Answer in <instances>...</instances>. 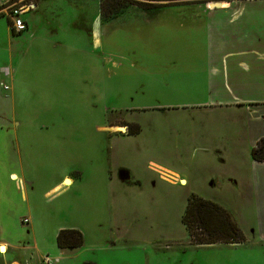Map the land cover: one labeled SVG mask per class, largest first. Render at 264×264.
<instances>
[{
    "label": "rangeland",
    "instance_id": "obj_1",
    "mask_svg": "<svg viewBox=\"0 0 264 264\" xmlns=\"http://www.w3.org/2000/svg\"><path fill=\"white\" fill-rule=\"evenodd\" d=\"M140 1L153 6L226 2ZM5 10L9 15L8 2ZM74 16L75 11L66 2L57 4L44 26L58 28L60 36H49L51 39L46 41L31 39V47L42 55H28L19 75V88L32 89V84H37L44 88L41 93L45 97H50L45 89L52 88L56 99L66 100L74 98L75 91L78 99L83 98L78 95L80 90L95 92L101 113L111 119H129L139 126V133L128 134L139 137L121 145L118 152L121 160L141 177L144 187L133 192L111 186L104 182L106 172L99 167L87 175V181L48 193L59 178L38 174L50 156L46 153L39 158L37 145L28 162L35 182L27 185L11 179V171L21 173V157L11 143V135L0 129V242L24 237V232L32 228L42 234L51 232V237L58 229H76L83 234L84 244L73 255L67 257L57 246L42 248L40 255L51 259L58 256L59 264H264V167L252 157L254 144L264 132L260 122L245 109L221 112L176 108L196 92H207L205 87H197L203 75L202 49L207 47L204 34L198 32L197 18L179 23L174 17L168 23L162 21L159 26L135 31L115 26L113 29L120 30L104 40L102 49L88 47L106 55L103 66L100 56L83 52L87 38L82 32L75 31L74 48L69 49L63 40L67 29L74 32ZM142 16L145 15L139 13L136 18ZM22 18L28 28L16 40L37 30L34 11ZM1 22L0 47L6 48L8 24L6 19ZM6 63L7 56L2 54L0 66ZM188 70L192 71L187 74ZM149 106L156 108L146 112L136 109ZM98 109L93 110L94 116ZM81 110L85 113L84 108ZM109 124L116 123L110 120ZM135 152L137 156L132 154ZM150 161L177 172L176 182L158 181L157 175L147 171ZM79 167L85 170L86 162L83 160ZM64 175L61 173L60 179ZM193 195L226 210L244 241L193 244L182 219ZM23 219H29V225L23 224ZM7 256L10 253H0V264ZM30 260L31 264H41V257Z\"/></svg>",
    "mask_w": 264,
    "mask_h": 264
},
{
    "label": "crops",
    "instance_id": "obj_2",
    "mask_svg": "<svg viewBox=\"0 0 264 264\" xmlns=\"http://www.w3.org/2000/svg\"><path fill=\"white\" fill-rule=\"evenodd\" d=\"M7 1L0 0V29L4 24L1 22L2 19H6L8 24V45L6 48L0 47V56L2 54L7 56V63L0 66V87L1 83H6L3 80H8L6 84L9 86L8 90L0 88V129L11 135V143L15 145V151L19 153L17 156L21 157L22 163L21 173L11 171L9 178L17 179L24 184L32 185L35 182L30 177L33 168L28 162L32 160V150L37 145L39 158L46 153L50 156V159L42 163L38 174L41 175L42 172L46 176L53 175L59 178L48 193L60 191L62 186L72 188L80 184V181H87V175H91L99 167L106 172L104 182L111 186L122 190L131 189L133 192L144 187L141 177L121 160L118 152L121 145H128L129 141H132L131 138L139 137L128 135L126 128L122 126L123 122H133L121 119L120 116L111 119L101 113L97 104L98 95L93 88L91 90L94 93L78 91L82 99L77 98L75 91L74 98L70 100L63 97L56 99L58 97L52 88L48 91L45 89L49 98L55 99L51 100L41 93L44 88L37 84H32V89L19 88V75L28 55L31 53L42 55L39 49L31 47V39L46 41L48 38L51 39L49 36H60L58 28L45 29L44 25L61 1L66 2L75 11L71 26L74 32L67 29L62 34L66 45L69 49L76 47V44L72 43L77 36L75 31L82 32L87 38V46L83 52L100 56L99 61L103 62V66L106 62L104 60L107 59L106 55L102 52H92L88 47L102 49L104 40L120 30L113 29L115 26L135 31L159 26L162 21L168 23L174 17L179 23L189 17L197 18L196 21L200 24L198 32L203 33L207 41V47L202 49L203 75L197 87L200 90L205 87L207 92L200 95L196 92L188 102L183 99L184 103H180L176 108L183 110L196 107L204 111L221 112H230L234 108L245 109L249 114L256 116L260 122L259 126H262L261 130L264 131V0H231L221 3L220 7L214 9H210L206 3H176L148 10L133 6L111 20L102 18L99 1L97 4H89L86 0H28L34 7L31 11H34L37 30L28 33L29 35H25L21 40L15 38L23 32H13L10 27L11 20L5 10ZM139 13L145 16L136 18ZM25 23L28 28L26 21ZM50 50H53V46ZM191 71L188 70L186 73L189 74ZM126 89L130 91L128 87ZM83 108L85 113L81 110ZM154 108L156 107L149 106L136 109L146 112L155 110ZM94 109H98L96 116L93 115ZM125 109L133 110L130 107ZM110 120L116 124L110 125ZM261 138H264V132L254 146ZM137 153L132 154L137 156ZM83 160L86 162L85 170L79 167ZM254 162L264 167V163L255 160ZM42 169H46L48 173H44ZM147 171L153 176L157 175L158 181L171 184L176 182L179 176L177 172L155 161L149 162ZM61 173L65 175L60 179ZM145 178L148 177L145 175ZM114 195L120 197L119 193L115 192ZM60 231L58 229L55 237H51V232L42 234L37 228H32L24 232L25 238L12 237L0 242V253L1 247L6 248L4 254L10 253L4 264H31L30 259L37 260L40 257L41 264H59L57 258L60 257L51 259L48 255L43 257L40 254L43 252L42 248L48 250L58 247L57 236ZM263 235L262 233V238ZM76 249L61 250L70 257Z\"/></svg>",
    "mask_w": 264,
    "mask_h": 264
},
{
    "label": "trees",
    "instance_id": "obj_3",
    "mask_svg": "<svg viewBox=\"0 0 264 264\" xmlns=\"http://www.w3.org/2000/svg\"><path fill=\"white\" fill-rule=\"evenodd\" d=\"M101 15L104 20L118 17L130 7L153 9L163 7L144 4L140 0H98ZM162 1V0H156ZM175 1V0H166ZM231 1V0H226ZM11 27V21L9 22ZM129 132L137 134L141 128L134 124H126ZM255 161L264 163V138H261L252 150ZM183 223L186 225L191 241L197 246L213 245L218 242L227 244H239L244 241L236 224L231 220L230 214L217 204L192 196L183 214ZM57 244L60 249H74L84 244L83 234L76 229L61 230L57 236Z\"/></svg>",
    "mask_w": 264,
    "mask_h": 264
},
{
    "label": "built area",
    "instance_id": "obj_4",
    "mask_svg": "<svg viewBox=\"0 0 264 264\" xmlns=\"http://www.w3.org/2000/svg\"><path fill=\"white\" fill-rule=\"evenodd\" d=\"M8 11L11 20V29L13 32L22 33L27 29V25L22 16L34 9L33 5L28 0H8ZM2 87L6 90L9 86L2 83ZM27 220H25L26 222Z\"/></svg>",
    "mask_w": 264,
    "mask_h": 264
},
{
    "label": "flooded vegetation",
    "instance_id": "obj_5",
    "mask_svg": "<svg viewBox=\"0 0 264 264\" xmlns=\"http://www.w3.org/2000/svg\"><path fill=\"white\" fill-rule=\"evenodd\" d=\"M126 124H130V123H127V122H123L122 123V125L126 128V131L128 132V134H129V127L126 125ZM27 184V183H26ZM28 185V184H27ZM25 220H27L26 222H25ZM23 224H26V225H29V219H23Z\"/></svg>",
    "mask_w": 264,
    "mask_h": 264
},
{
    "label": "water",
    "instance_id": "obj_6",
    "mask_svg": "<svg viewBox=\"0 0 264 264\" xmlns=\"http://www.w3.org/2000/svg\"><path fill=\"white\" fill-rule=\"evenodd\" d=\"M210 9H214L221 6V3H212L208 5ZM181 183H185L184 180H181Z\"/></svg>",
    "mask_w": 264,
    "mask_h": 264
},
{
    "label": "bare ground",
    "instance_id": "obj_7",
    "mask_svg": "<svg viewBox=\"0 0 264 264\" xmlns=\"http://www.w3.org/2000/svg\"><path fill=\"white\" fill-rule=\"evenodd\" d=\"M1 252L5 253L6 252V248L5 247H1Z\"/></svg>",
    "mask_w": 264,
    "mask_h": 264
}]
</instances>
